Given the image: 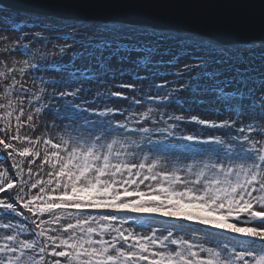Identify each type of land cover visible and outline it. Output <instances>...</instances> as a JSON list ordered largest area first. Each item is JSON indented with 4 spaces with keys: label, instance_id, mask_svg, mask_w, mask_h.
Returning <instances> with one entry per match:
<instances>
[{
    "label": "snow or ice",
    "instance_id": "6c2138e0",
    "mask_svg": "<svg viewBox=\"0 0 264 264\" xmlns=\"http://www.w3.org/2000/svg\"><path fill=\"white\" fill-rule=\"evenodd\" d=\"M261 5V35L243 46L131 22H77L47 10L73 6L65 3L38 4L39 12L23 14L0 5V52L6 53L0 60L6 104L0 107L12 108L7 97L19 85V95L39 102L26 117L29 126L43 111L53 117V126L61 121L63 133L26 138L32 147L17 149L12 141L25 139L19 135L23 101H18L11 137L10 121L0 117L5 120L0 165L11 161L9 169H0V194H6L0 199V229L8 230L0 233V264H264V0ZM96 6L153 11L169 5L162 0H107ZM13 56L26 59L9 66L7 57ZM257 58L259 69L252 67ZM49 70L56 77L51 81L37 75ZM17 76L33 83L39 79L52 92L40 88L39 95L30 93ZM113 98L132 105L157 101V108L174 105L184 114H169L168 120L224 130L227 139L176 136L177 124L162 115L152 119V107L141 117L153 127L113 123L110 114H124L105 103ZM98 103L103 110L95 107ZM210 103L217 106L214 113L226 117L222 122L193 114ZM12 114L8 111L6 117ZM153 136L164 139L154 141ZM173 137L210 146L193 149L164 142ZM129 149L157 154L178 149L199 159L165 171L159 158L141 154L136 162ZM17 157L32 158L31 164L41 160L35 181L24 179ZM44 166L46 178L40 176ZM27 175L33 176L31 168ZM25 187L39 193L25 198ZM99 210L158 215L217 231L201 232L205 239L199 241L195 233L200 230L181 228L191 237L186 239L173 231L176 225L155 229L133 221L149 229L140 234L124 227L127 217ZM16 217L30 225L13 223ZM24 233L28 235L21 238ZM224 233L250 239L234 240Z\"/></svg>",
    "mask_w": 264,
    "mask_h": 264
},
{
    "label": "rangeland",
    "instance_id": "374dc122",
    "mask_svg": "<svg viewBox=\"0 0 264 264\" xmlns=\"http://www.w3.org/2000/svg\"><path fill=\"white\" fill-rule=\"evenodd\" d=\"M22 18H24V17H22ZM0 46H2V45H0ZM19 58L22 60L26 59V57H23V56H21ZM19 58L17 57L15 59H13L12 61L19 60ZM47 59L51 60L52 58L48 57ZM0 60H5V58L3 56H1V54H0ZM41 63H44V61H41ZM37 75L40 77H43L45 81H51V80L56 78L55 74L51 70H49V72H47V73L41 71V72L37 73ZM17 79H19L21 81V83L24 84L25 88L29 89L30 93L39 95L38 89H40V88H45L46 93L52 92V89L50 87H48L46 83L42 84L39 79H37L35 83H33V81L31 79H29L27 76H25L24 78L17 76ZM90 87L92 88V91L96 90L95 86H90ZM100 90L103 91V89H100ZM113 90L114 91H117V90L118 91H125L126 95H129L130 97L133 95V93H131L130 91H126L123 89H113ZM7 99L12 101L13 106H12V108L0 107V117H5V119H8L10 121V127H9V131H8L9 137H11L14 133H16V123H17L16 117H17V115H19L18 109L21 107V105L18 103V101H23L24 116L21 117L22 127L19 129V135L25 139H23L22 142L12 141V143L15 144L17 149H22L24 147H32L31 145H29L27 143L26 138L37 139V138H40L41 136L55 137L57 134H63L62 130L59 127L60 123L58 121L55 122L56 126H53L52 117L49 119V121L47 123L44 122V124L41 126L40 129H37L41 114L34 115L33 121L31 122L32 126L31 127L29 126V122L27 121L26 117L29 113L35 112V106L39 103L38 101H36L34 99V97L32 95L21 96V95H19V89H16V91H13L7 97ZM30 101H31V104L29 103ZM49 103H54V101H49ZM105 103H107L109 107H114L116 109L122 110L124 113L123 115H121L119 112H116L114 114H110L109 118L113 119V123L123 121V122L127 123L128 126L138 125V127H140L141 124H143L144 126L153 127L154 125H152L151 123L146 122V121H142L141 113L147 111L148 107L153 108V112L151 113L152 119H157L159 116L162 115L164 120H168L169 114H175V115L184 114V113H181L180 111H178L174 105L167 107V108H157L156 105L158 102L157 101H151V100H144L142 104L132 105L130 103V101L126 102L123 100H117L116 98H113V100L111 102L106 101ZM4 104H6V100L4 97V86H3V84H0V105H4ZM90 107H91V105H90ZM95 107H97L100 110H103L104 104L98 103L97 105H95ZM214 107H217V106L213 103H210L209 105H206L204 107V109H202L196 113H193V114L199 115V117L201 119H207L209 121H216L217 123H220L226 117L224 115L214 113L212 111V109ZM129 108L132 109L131 112L128 111ZM8 111H12V113H13L10 118L6 117V112H8ZM168 123L169 124H173V123L177 124V127L175 129V133H176V136H179V137H182L184 135H194L198 138V140H202V141H207V140H210L214 137H221V138L227 139V137L224 136V130L207 128L203 125L196 124L195 122H188V121L176 122L173 120H168ZM46 125H47V127H46ZM155 126H160V125L158 124ZM4 127H5V120L0 119V129H3ZM3 136H4V132L0 131V137H3ZM138 136L135 138H138ZM162 139H164V138L153 136L154 141H159ZM175 140H178V142H175ZM164 142L168 143V144H178V145L183 146L188 141H184L183 139H176L175 137H173V138L166 139ZM37 147L39 148V146H37ZM207 147H209L207 145V143H201L193 149H201V148H207ZM128 151L129 152L135 151L136 162L139 161V157L141 154L148 155L149 160H152L154 158H159L161 160L163 170H165V171L173 170L175 167H183L184 164L191 163L193 159H199V157H194L191 153L181 155V153L179 152L178 149H173L172 151H170L168 153H159V154L153 153V152H148V151L141 153L140 149H129ZM0 156L3 157L2 154H0ZM31 159L32 158L17 157V160L22 161L21 167H23L25 170L24 179L26 181H28L29 183H31L37 179L35 174L37 171H39L38 165H40V163H41V160H37L36 163H38V164L34 168L35 164L30 163ZM10 164H11V162H10ZM3 165H7L8 169H9V164H3ZM29 168H31L32 172H33V176L31 177V179H29V177L27 175ZM10 171H14V170H10ZM45 172H47V166H44V171L40 172V176L44 177L42 175H44ZM182 175H183V173H182ZM147 183H149V182L146 181L145 184H147ZM141 190H145L144 185H141ZM38 193H39L38 188L37 189H31L29 187H25L24 193H22V194L25 195V198H30L31 195L38 194ZM105 213L109 214V215H113V213H117V212L105 210ZM119 213H120V215H125L128 219L129 218L137 219V217H138V214L128 212V211H120ZM185 222H189V221H185ZM189 223L193 224L192 230L193 229L200 230V231H197L195 233V236H198V237H203V235H201V232H203V231H211V232L217 231L214 229H207L205 226L199 225V224H196L193 222H189ZM237 224H238V226L244 227V226H253V224H255V222H253V224H241V223L237 222ZM124 227L129 228L130 226L124 225ZM196 227H198V228H196ZM153 228L163 229L160 227H153ZM131 229L136 231L137 233H140V234H149V231L137 230L134 227H131ZM173 231H174V229H173ZM5 232H7V231L4 229L0 230V233H5ZM157 234L159 235L160 233L158 232ZM223 235L225 237H231L234 240L250 239V238L242 237V236H239L237 234H232V233H224ZM257 242L261 243L259 241H257Z\"/></svg>",
    "mask_w": 264,
    "mask_h": 264
},
{
    "label": "water",
    "instance_id": "95a60500",
    "mask_svg": "<svg viewBox=\"0 0 264 264\" xmlns=\"http://www.w3.org/2000/svg\"><path fill=\"white\" fill-rule=\"evenodd\" d=\"M21 1H25L35 5L45 4V3L48 4L65 3L68 5H73L67 8L54 9L57 11L67 12V13H73L71 9L74 7L87 6L86 8H93L92 5H100L107 2V0H21ZM0 2L5 4L6 6L14 7L15 9H23L36 13L40 11L37 7L21 4L13 0H0ZM162 2L169 6L163 9L145 11L148 14L146 16H142L141 19L143 21H147L150 15L162 16L164 20H161V22L163 24L164 23L170 24L172 22L166 19L167 17L173 20H178L177 22L199 26L202 27L203 29L209 26H204L200 23L211 22L212 24L210 26H217L221 30L237 28L242 26V27L257 28L258 30L261 31V10H262L261 0H162ZM101 21L104 22V20ZM137 25H143V24H137ZM161 30L169 31L168 29H161ZM184 32L185 34H190L189 32L186 31Z\"/></svg>",
    "mask_w": 264,
    "mask_h": 264
},
{
    "label": "bare ground",
    "instance_id": "6f19581e",
    "mask_svg": "<svg viewBox=\"0 0 264 264\" xmlns=\"http://www.w3.org/2000/svg\"><path fill=\"white\" fill-rule=\"evenodd\" d=\"M0 5H3V3H1L0 2ZM5 5V4H4ZM101 22H103V21H101ZM110 22V21H109ZM118 23H120V22H118ZM181 34H185V32L184 31H182V32H180ZM16 57H21V56H13V57H7V63H8V65L9 66H11L12 65V63L14 62V61H12L13 59H15ZM5 59H6V56L4 57ZM66 58V57H65ZM22 59H20L19 58V60H16V61H21ZM259 65H260V61H259V59L257 58L254 62H253V64H252V67H254V68H256V69H259ZM259 75V72H257V76ZM19 80V79H18ZM129 128H138V125H132V126H130ZM137 135H139V134H137ZM0 169H6V165H0ZM47 171H48V167H47ZM42 176H44V175H42ZM44 178H46L45 176H44Z\"/></svg>",
    "mask_w": 264,
    "mask_h": 264
}]
</instances>
